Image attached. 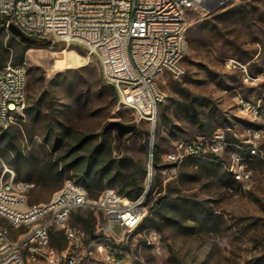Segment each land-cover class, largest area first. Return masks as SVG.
<instances>
[{
    "label": "rangeland",
    "instance_id": "obj_1",
    "mask_svg": "<svg viewBox=\"0 0 264 264\" xmlns=\"http://www.w3.org/2000/svg\"><path fill=\"white\" fill-rule=\"evenodd\" d=\"M221 12H225L223 16L214 17ZM185 20L186 50L181 61L184 75L177 80L165 72L156 79V86L163 94L153 150L158 158L155 192L158 194L155 198L151 196L148 203L153 205L157 198L165 195L175 202L186 199L199 211L185 216L167 204L162 215L154 213L151 205L141 225H149L154 220L156 225L152 227L161 233L163 244L159 253H142L140 264H264V136L257 143L259 156L245 159L251 173L249 187L230 178L227 153L221 163L187 159L164 186L158 181L159 170L165 164L163 155L174 140L208 139L218 129L230 142L246 145L250 139L256 125L238 112L235 98H252L264 90V82L257 87L245 83L241 67L249 74L264 70V0H225L214 11L188 10ZM20 42L0 27V56L4 65L13 61L16 52L21 50ZM50 44V47L35 49V60L28 57V50L23 56L25 106H31L42 95V115L34 120L33 114H25L20 127H13L15 139L0 143V158L16 179L34 182L39 175L33 170L46 163L58 170L62 168L61 151L52 148V136L46 139L48 129L54 135L65 132L99 135L110 120L135 126L133 133L120 140L119 154L145 165L148 158L146 123L136 122L128 112H113L115 101L111 100L94 60L86 64L85 59L76 60L73 66L63 70L53 68L52 52L64 51L70 56L71 48L59 41H50ZM229 59L241 66H228ZM106 136L114 140L115 130L108 131ZM17 151L20 155H16ZM71 175L65 171L62 181L56 178L58 175H52L45 186L33 183L28 203L48 201L64 181L71 180ZM98 193L89 194V199H95ZM77 213L92 214L93 233L105 235L106 222L100 211L85 206ZM68 225L87 235L83 225L75 223L72 217ZM0 227L15 241L24 233V229H11L2 216ZM108 232L119 235L121 227L111 220ZM57 243L64 248L65 241L60 234ZM95 243L113 246L112 240L102 237ZM91 252L88 264H101L94 247Z\"/></svg>",
    "mask_w": 264,
    "mask_h": 264
},
{
    "label": "built area",
    "instance_id": "obj_2",
    "mask_svg": "<svg viewBox=\"0 0 264 264\" xmlns=\"http://www.w3.org/2000/svg\"><path fill=\"white\" fill-rule=\"evenodd\" d=\"M218 1L0 0V22L7 32L13 25L30 39L64 42L77 54H84L85 64L94 60L102 82L114 90L113 112H128L133 120L143 121L148 127L145 175L142 189L133 199L106 187L90 200L81 185L66 180L48 201L29 204L28 193L33 183L17 180L0 158V216L11 229H24L15 241L0 227V264H88L93 247L101 264H140L142 253L154 255L161 251L159 230L141 226L152 205L149 198L158 194L153 150L163 94L156 79L165 72L177 80L183 77L186 11L205 9ZM25 65L9 60L0 67V129L20 127L24 120ZM227 65L241 66L233 59ZM241 67L245 83L257 87L264 82V70L249 74ZM235 103L238 112L256 125L247 144L228 141L220 129L208 139L174 140L163 155L165 164L159 170V184L164 186L187 159L221 163L227 153L230 178L249 187L251 173L245 159L259 156L257 143L264 136V90L252 98L236 96ZM85 206L103 214L107 232L102 238L112 240L113 246L95 243L100 238L86 240L82 230L68 225L71 213ZM111 220L121 227L119 235L108 232ZM53 231L61 232L64 248L51 246Z\"/></svg>",
    "mask_w": 264,
    "mask_h": 264
},
{
    "label": "trees",
    "instance_id": "obj_3",
    "mask_svg": "<svg viewBox=\"0 0 264 264\" xmlns=\"http://www.w3.org/2000/svg\"><path fill=\"white\" fill-rule=\"evenodd\" d=\"M225 12L217 14L221 17ZM0 27H3L0 22ZM21 50L16 52L15 58L11 61L13 64L22 63L24 52L29 48H46L50 47V41L45 39H30L27 42H20ZM1 55V53H0ZM2 59L0 56V67H2ZM109 95L112 101H115V93L111 86L106 85ZM182 92L186 93L185 89ZM40 95L31 106L25 108V114L31 116L33 119L38 120L42 115L43 99ZM47 124V128H49ZM47 132V140L49 137H53L51 140L52 148L61 151V159L64 164L60 170L58 168L51 167L48 163L35 168L33 171L39 175V177L31 182L34 185L45 186L47 182L53 178L52 175H58L56 177L59 181L64 178V172H71L69 176L74 183L81 185L89 194H93L96 191L103 190L106 187L114 188L120 195L129 199L135 198L142 189V183L145 175V165L129 156H122L119 154L120 140L115 136L114 140L107 137V132L110 130L102 131L99 135L92 133H79V132H65L60 135ZM15 139L13 127L7 129H0V143L7 140L9 142ZM116 153V154H114ZM16 155H20L17 151ZM157 161L158 158L153 155ZM192 160H196L191 158ZM60 188V187H59ZM98 193V194H99ZM171 205L174 209L177 208L183 215H194L198 213V209L195 208L193 203L186 199H179L178 202L173 201L169 197H162L159 201L157 199L152 205V211L157 214H162V209L165 205ZM75 223L83 225V229L87 233L86 240L90 239V235L93 233V224L91 222L92 214L83 216L78 214L77 211L72 212L71 216ZM156 225L154 220L150 221L149 225H141L142 227H152ZM61 235V232L53 231L51 233V246L58 249H62V245L57 243V236Z\"/></svg>",
    "mask_w": 264,
    "mask_h": 264
},
{
    "label": "water",
    "instance_id": "obj_4",
    "mask_svg": "<svg viewBox=\"0 0 264 264\" xmlns=\"http://www.w3.org/2000/svg\"><path fill=\"white\" fill-rule=\"evenodd\" d=\"M225 0H219L218 2L212 4V5H207L204 8L207 11H214L217 9V7L219 5H221ZM8 31L11 35H13L14 37H17L21 42H27L30 41V38L24 36L16 27H14L13 25H10L8 28ZM135 126L133 124H125L122 123L118 120H110L107 122V124L103 127L102 131L105 130H115L116 132V136L118 137L119 140H121L125 135L127 134H131L134 132ZM165 195L160 196L159 198H157V201H159L162 197H164ZM103 234H94L92 233L90 235V239L91 240H95L98 238L103 237Z\"/></svg>",
    "mask_w": 264,
    "mask_h": 264
},
{
    "label": "bare ground",
    "instance_id": "obj_5",
    "mask_svg": "<svg viewBox=\"0 0 264 264\" xmlns=\"http://www.w3.org/2000/svg\"><path fill=\"white\" fill-rule=\"evenodd\" d=\"M35 49H37V48H29L28 49V53L27 54H28V57L31 60H35V51H36ZM68 52H69L70 56L65 54L64 51H59V52L54 51V52H52V55L55 58L54 62L52 61L53 62V68H56L57 70H63L65 68H69V67L73 66L74 61L85 59L82 56H80L79 54H77L76 52H74L73 50H69ZM48 54H49V52H48ZM41 56H43V55H41ZM70 57H72L73 60L70 59ZM39 63H41V62L39 61Z\"/></svg>",
    "mask_w": 264,
    "mask_h": 264
}]
</instances>
